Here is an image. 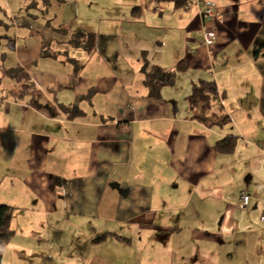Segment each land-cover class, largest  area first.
<instances>
[{"label": "crops", "instance_id": "obj_1", "mask_svg": "<svg viewBox=\"0 0 264 264\" xmlns=\"http://www.w3.org/2000/svg\"><path fill=\"white\" fill-rule=\"evenodd\" d=\"M243 2L218 5L216 26L207 23L220 33L211 47L202 37L172 56L175 83L162 88L160 100L149 98L145 75L127 88L113 74L90 79L41 66L75 62L79 51L67 55L68 37L49 22L34 26L39 43L14 42L13 84L0 88V204L14 208L13 241L26 226L30 238H40L46 223V236L61 239L53 225L73 224V237L86 233L88 257L82 253L78 264H264V71L254 64L264 60V0ZM166 3L156 9L163 13ZM251 6L259 18H251ZM181 12L188 10L176 8L170 20L192 29L195 15ZM47 43L52 56L43 57ZM213 49L225 50L222 59L214 61ZM201 81L215 83L230 119L225 126L206 124L192 110L189 98ZM227 138L236 139L233 152L217 148ZM244 192L252 196L247 210ZM73 246L64 250L65 264Z\"/></svg>", "mask_w": 264, "mask_h": 264}, {"label": "rangeland", "instance_id": "obj_2", "mask_svg": "<svg viewBox=\"0 0 264 264\" xmlns=\"http://www.w3.org/2000/svg\"><path fill=\"white\" fill-rule=\"evenodd\" d=\"M203 1L213 3L215 9L218 10V5H226L224 3L233 0ZM253 1L244 0L243 4ZM31 2H35L36 8L28 9ZM195 3V0H190L191 9L188 12H181L182 14L195 15V25L189 30L188 26L185 29V26H179L177 22L170 20L169 15L176 10L172 2L166 3V5L163 4V13H160L156 9L157 5L152 0H65L62 5L57 4V0H0V88L9 87L13 84L9 75L17 67L16 55L13 49L14 42L19 40L22 46H28L35 42L39 43L41 35L34 33L36 30L34 26L43 28L48 22L58 29L65 28L67 31L69 30V33H72L73 30L75 32L95 33L98 36V43L95 52L90 56L79 50L73 54V57L77 60L75 62L65 61L61 63V61L45 62L41 60V66L50 64L54 69L65 72L80 70L81 73H84V76H88L90 79L97 74H113L118 77L122 86L137 88L138 81L144 78L147 65H159L157 63L160 62L167 65L168 71L173 70L171 67L173 66L172 56L182 54L186 45L200 43L201 38L204 37V31L214 29L209 26L205 29L202 26L203 22L198 17V10L196 6H193ZM243 4L242 7H244ZM239 7V5H236L237 9ZM138 8L142 9L143 14L140 19H136V16H134V11ZM250 9L251 13L249 15L251 18H259V11H254V6H251ZM246 14L248 12L245 11L243 19ZM231 16L233 19L236 18L234 9ZM209 22L215 23V26L217 24V20L214 19L208 21V24ZM227 23H230V17L225 20L224 24ZM166 26L174 30L166 34L163 30ZM252 28L257 29L259 26L253 25ZM228 29H230V25H228ZM215 32L220 37V33L217 30ZM225 36L228 41H232L231 30L226 32ZM257 48L258 45L254 47V50H257ZM52 50L58 51L59 49L57 47ZM224 51L211 50L214 54V61L222 59ZM229 51L231 50L228 48ZM144 52L147 53V57L143 55ZM254 64L256 70L264 71V60ZM209 69L212 72V67H209ZM186 80L187 77L182 68L177 78L178 86L182 88ZM178 94L181 97L183 93L179 91ZM233 96L239 98L241 94L236 93ZM250 129L252 130L251 125ZM260 133L264 134V130H261ZM19 222L22 223L21 220ZM31 223L28 221V224ZM71 225L69 224L66 228H63V225L58 228L53 225L52 231L54 234H59L58 230L63 231L61 239H57L55 235L52 238L46 236L49 231L47 223L39 230L41 237L36 239L29 237L28 231L30 228L26 226L24 232L18 233V237L14 241L12 240L6 248L2 264H65L64 250H70L73 243V255L67 258V262L69 264L83 262L82 253H85L84 259L88 257L83 249L87 247L85 246L86 233L81 228L79 232L81 238L73 237L77 229L74 225ZM108 225L110 230L116 228L112 226V223ZM14 227L19 229L16 220L12 226L13 230ZM107 249L106 246L104 250H101V254H107ZM122 254L125 255L124 252ZM122 261H124V258H122Z\"/></svg>", "mask_w": 264, "mask_h": 264}, {"label": "trees", "instance_id": "obj_3", "mask_svg": "<svg viewBox=\"0 0 264 264\" xmlns=\"http://www.w3.org/2000/svg\"><path fill=\"white\" fill-rule=\"evenodd\" d=\"M152 2L157 5L160 3L172 2L175 4L176 8L184 9L185 11H187L186 8L191 5L190 0H152ZM134 12L140 13L141 10L138 8L135 9ZM56 32L62 36L68 37L66 43L67 55L70 54L71 50H82L88 55L96 50L98 36L95 33H69L67 30L61 28L57 29ZM42 54L43 57L52 56L48 43L43 46ZM147 63L146 61V64ZM147 68L145 73V86L149 89V98L160 100L162 98V88L166 85H173L175 83L176 74L166 71L159 66L149 67V65H147ZM189 101L192 110L196 111L198 117L206 124L225 126L230 122V119L224 112V108L219 103V95L215 83L207 81L199 82L194 86ZM236 144L235 138H227L220 141L217 148L222 152H233L236 148ZM13 213V207L0 204V264H2L6 248L12 242L16 234L12 229Z\"/></svg>", "mask_w": 264, "mask_h": 264}, {"label": "built area", "instance_id": "obj_4", "mask_svg": "<svg viewBox=\"0 0 264 264\" xmlns=\"http://www.w3.org/2000/svg\"><path fill=\"white\" fill-rule=\"evenodd\" d=\"M199 9V16L200 19L203 22V26L205 29H207L208 21H211L217 17L216 9L213 3L204 2L202 0L197 1L195 4H193ZM192 5H189L186 10L190 9ZM216 40V33L214 29L212 31H204V37H203V44L209 48L211 47ZM252 196L251 194L244 192L242 193L241 198V208L243 210H247L250 208V202H251ZM262 221H264V218H262Z\"/></svg>", "mask_w": 264, "mask_h": 264}]
</instances>
